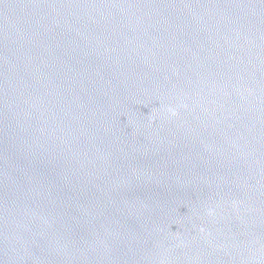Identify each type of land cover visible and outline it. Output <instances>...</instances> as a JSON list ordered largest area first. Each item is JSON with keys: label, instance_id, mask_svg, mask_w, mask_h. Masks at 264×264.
<instances>
[{"label": "water", "instance_id": "1", "mask_svg": "<svg viewBox=\"0 0 264 264\" xmlns=\"http://www.w3.org/2000/svg\"><path fill=\"white\" fill-rule=\"evenodd\" d=\"M0 264H264V0H0Z\"/></svg>", "mask_w": 264, "mask_h": 264}]
</instances>
